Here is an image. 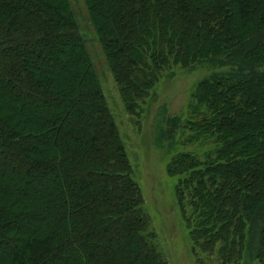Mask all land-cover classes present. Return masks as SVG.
Segmentation results:
<instances>
[{
	"label": "trees",
	"instance_id": "obj_1",
	"mask_svg": "<svg viewBox=\"0 0 264 264\" xmlns=\"http://www.w3.org/2000/svg\"><path fill=\"white\" fill-rule=\"evenodd\" d=\"M83 3L136 125L207 70L164 122L211 149L167 172L198 264H264V0ZM143 203L70 0H0V264H167Z\"/></svg>",
	"mask_w": 264,
	"mask_h": 264
},
{
	"label": "rangeland",
	"instance_id": "obj_2",
	"mask_svg": "<svg viewBox=\"0 0 264 264\" xmlns=\"http://www.w3.org/2000/svg\"><path fill=\"white\" fill-rule=\"evenodd\" d=\"M80 30L87 39L101 88L114 116L132 167V177L144 198L143 209L167 264H198L192 253L188 228L175 196L177 177L167 172V164L174 154L190 151L203 157L210 151L207 143H189L188 131L178 129L171 137L166 133L164 118L185 117L187 104L198 80L207 70L199 67H173L164 71L154 92L147 100L139 125L125 111L116 82L109 70L97 36L93 31L83 0H70ZM199 255L203 253L198 251ZM206 259V257H205ZM206 264H217L206 261ZM241 264H259L247 259Z\"/></svg>",
	"mask_w": 264,
	"mask_h": 264
}]
</instances>
